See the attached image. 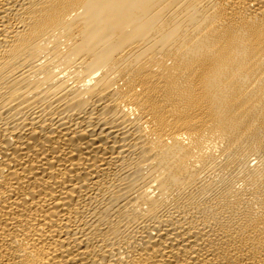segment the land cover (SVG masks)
Segmentation results:
<instances>
[{
  "label": "bare ground",
  "instance_id": "bare-ground-1",
  "mask_svg": "<svg viewBox=\"0 0 264 264\" xmlns=\"http://www.w3.org/2000/svg\"><path fill=\"white\" fill-rule=\"evenodd\" d=\"M0 264H264V0H0Z\"/></svg>",
  "mask_w": 264,
  "mask_h": 264
}]
</instances>
